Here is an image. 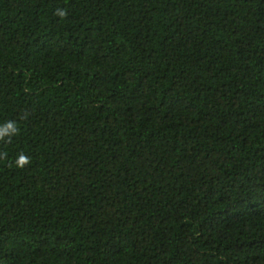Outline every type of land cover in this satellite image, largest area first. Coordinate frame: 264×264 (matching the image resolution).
I'll return each instance as SVG.
<instances>
[{"label":"trees","instance_id":"16d2710c","mask_svg":"<svg viewBox=\"0 0 264 264\" xmlns=\"http://www.w3.org/2000/svg\"><path fill=\"white\" fill-rule=\"evenodd\" d=\"M0 131V264H264V0H0Z\"/></svg>","mask_w":264,"mask_h":264},{"label":"clouds","instance_id":"9594fccd","mask_svg":"<svg viewBox=\"0 0 264 264\" xmlns=\"http://www.w3.org/2000/svg\"><path fill=\"white\" fill-rule=\"evenodd\" d=\"M56 15L60 16V17H65L67 15L66 11L63 10H57ZM6 130H14V126L12 123H8L6 125L5 131ZM4 135V131H0V138H2ZM27 163H29V158L25 155H20L18 160H17V165L19 167H23L24 165H26Z\"/></svg>","mask_w":264,"mask_h":264}]
</instances>
